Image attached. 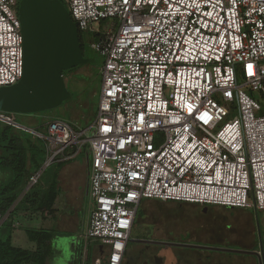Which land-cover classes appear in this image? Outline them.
I'll use <instances>...</instances> for the list:
<instances>
[{"label": "built area", "instance_id": "2783aa9c", "mask_svg": "<svg viewBox=\"0 0 264 264\" xmlns=\"http://www.w3.org/2000/svg\"><path fill=\"white\" fill-rule=\"evenodd\" d=\"M64 2L97 34L98 110L86 128L56 118L30 132L50 160L90 146L84 235L108 249L96 264H123L143 199L264 209V115L245 90L264 98V0ZM18 6L0 0V88L24 72ZM234 104L239 115L223 123Z\"/></svg>", "mask_w": 264, "mask_h": 264}, {"label": "rangeland", "instance_id": "374dc122", "mask_svg": "<svg viewBox=\"0 0 264 264\" xmlns=\"http://www.w3.org/2000/svg\"><path fill=\"white\" fill-rule=\"evenodd\" d=\"M64 2V0H63ZM67 5V3H65ZM68 6V5H67ZM19 9V6H18ZM102 29L105 28V21L101 22ZM87 54L94 60V67L91 68L92 72L84 77L82 80L81 88L78 90H73L72 87V99L68 102H63L62 105L47 110L44 113H37L36 117H40V115H47L53 119L63 118L66 121L70 122L74 127H89L92 123V116L96 111L100 94H101V86H102V75L101 73H97L99 66V72L101 66L103 64V57L91 47V41L87 42ZM90 70V71H91ZM239 84L243 83L242 78L238 77ZM245 90L256 100H258L262 104L261 111H258L257 115H264V98L261 97L259 91H251L248 88ZM79 104L81 106H79ZM227 105V104H226ZM229 114L224 119V122L234 120L235 117L239 115V110L237 104L228 105ZM13 119L21 125H34V122L29 121L30 117L35 114H21V113H9ZM35 117V116H33ZM27 124V125H26ZM29 127V126H28ZM91 133V131L89 132ZM75 147L70 145L67 147L68 152H73ZM91 158V149L88 144H84L80 153L76 156L78 159L84 163L87 160V156ZM75 157V158H76ZM71 162H67L66 164L62 163L58 158L54 160H50L49 153L47 152L45 157V162L42 166V183L53 182L54 180H60V188L63 194L64 207L72 208L74 211L80 209V214L84 215L85 211L88 212L92 205L91 197L88 196L85 198V191L83 185V176L74 175L70 173V170L62 171V167ZM61 175V178L59 176ZM40 179V180H41ZM76 182V185H75ZM79 187V191H77V187ZM75 186V187H74ZM75 189L76 196L72 198L73 201L69 198L70 190ZM69 192V193H67ZM159 204L149 203L146 205L147 201L152 200H143L139 210L137 219L131 234V239H140L147 238L150 236H157L159 239H167V238H179L185 239L179 236L177 233L184 229L187 224H193L197 227L199 234V242L201 245L208 244L209 246L214 247H223L228 249H240V250H255L260 251L261 245L264 244V209H256L252 208H236L233 210H222L217 206L209 205L208 208L210 210H202L194 207H190L189 209H181L178 206H169V204L177 203L175 201H162L159 199H154ZM52 212L50 215H53ZM52 216L47 217V220L38 223H33L32 220H26L24 218H19V220H25V224L27 226L37 227H52ZM22 223V222H21ZM24 224V222L22 223ZM21 226V233L24 236V240L21 241L22 246L25 248H30L32 250H36V243L28 241L24 227ZM188 228V227H186ZM49 229V228H47ZM82 231V227L80 228ZM167 235V236H166ZM70 238V242L68 247L61 248V244H67V241H64L63 237H55L52 240L50 247H48L47 252V262L46 264H70L73 260V253L75 251V247H77L75 241L73 242ZM77 238V237H76ZM80 240V249L81 256L79 257L80 262L77 260V264H92L93 256L91 253L92 246L90 242L85 240V235H78ZM148 239V238H147ZM49 243V241L47 242ZM149 243V242H145ZM96 243H93L94 246ZM135 243L133 242L131 246ZM49 245V244H46ZM139 246V245H137ZM66 249V250H65ZM219 251V250H218ZM228 253V252H226ZM229 255V256H228ZM228 259H243L244 263L246 261H252L255 256L241 253H228ZM89 256V257H88ZM256 258V257H255ZM38 264L39 262H35ZM34 264V262H32ZM44 264V263H43Z\"/></svg>", "mask_w": 264, "mask_h": 264}, {"label": "trees", "instance_id": "16d2710c", "mask_svg": "<svg viewBox=\"0 0 264 264\" xmlns=\"http://www.w3.org/2000/svg\"><path fill=\"white\" fill-rule=\"evenodd\" d=\"M63 3L65 4V2ZM79 37L84 55L90 58L86 52L87 42L96 40L97 34L79 29ZM93 64L94 60L92 59L88 63L64 71L66 85L71 91V97L64 102L72 99V89L80 91L82 80L92 72ZM96 72L100 73L99 66ZM79 106L81 105L79 104ZM97 110L98 107L92 120L95 119ZM37 113H34L33 116H37ZM43 115L39 118L32 116L29 119L34 122L33 126H36V130L41 132L46 131L47 120L51 118L46 114ZM46 154V145L43 139L30 131L0 120V170L9 173V178L0 183V264H32V262L42 264L49 247L46 244L57 234L54 230L44 227H25L27 238L37 245L36 250L14 244L15 222L19 218L32 221L46 218L51 213L58 195L57 181L44 184L40 176L38 181L19 200L32 176L41 169ZM62 163L64 164V161Z\"/></svg>", "mask_w": 264, "mask_h": 264}, {"label": "water", "instance_id": "95a60500", "mask_svg": "<svg viewBox=\"0 0 264 264\" xmlns=\"http://www.w3.org/2000/svg\"><path fill=\"white\" fill-rule=\"evenodd\" d=\"M19 17L24 36V72L17 83L0 88V111L34 114L56 108L71 97L64 71L92 59L84 55L77 23L62 0H19ZM13 125L32 131L31 127L21 125L15 120ZM131 241L147 242L140 239ZM213 248L252 255L257 258L258 264H264V244L260 251Z\"/></svg>", "mask_w": 264, "mask_h": 264}, {"label": "crops", "instance_id": "0c3cea01", "mask_svg": "<svg viewBox=\"0 0 264 264\" xmlns=\"http://www.w3.org/2000/svg\"><path fill=\"white\" fill-rule=\"evenodd\" d=\"M41 116V115H40ZM44 116V115H43ZM36 117V116H35ZM50 117V116H49ZM39 118V117H37ZM53 120V118H50V120H47V122ZM94 121V120H93ZM27 125V124H26ZM32 129H36V126H30ZM39 128V127H38ZM37 128V129H38ZM83 128V127H80ZM40 130V129H39ZM47 151V149H46ZM76 157V156H75ZM67 160H60L61 162L64 161L66 164L67 162H71L67 165H64L62 168V171L70 170L71 175L73 174L74 177L77 175H82L84 180H83V185H84V191H85V198L87 199L88 197V191H89V164L88 161L90 158L87 157V160L82 163L77 157ZM45 162V161H44ZM44 164V163H43ZM43 166V165H42ZM35 174H42V167L40 170H38ZM34 174V175H35ZM76 174V175H75ZM9 178V173L8 171H3L0 170V183L5 182ZM40 178V177H39ZM61 178V175L59 176ZM35 183H32V178L30 182L28 183L27 187L25 190L22 192V194L19 197V200L22 198V196L28 191V189ZM60 180H58V195L56 197V200L53 204L52 211L54 214L53 215H48L47 217L52 216V227H47L49 229L54 230L57 232L56 235H54L51 239H54L56 236L60 238H64L67 241V244H61V248L63 247H68L70 238L75 237L72 239V241L76 243L77 247H75V251L73 253V260L71 261L70 264H77L76 261L78 260L80 262L79 257L81 256V249L79 247L80 245V240L78 238V235L85 234V228H86V222H87V212L85 211L84 215L80 214V209L78 210H73L72 208L68 209L64 207V201L63 194L60 188ZM76 185V182H75ZM75 187V186H74ZM80 185L77 187V191H79ZM75 189L73 188L70 190L71 193L67 192L70 194L69 198L71 201H73L72 198H75L76 193L74 192ZM143 200H152V199H143ZM177 203L169 204V206H178L181 209H189L190 207H196L198 209L202 210H210L208 208L209 205H202V204H197V203H192V202H180V201H175ZM149 203L153 204H159L157 201L153 199V201H147L146 205ZM212 206H217L218 208L222 210H233L236 208H229L225 206H220V205H212ZM47 217L44 219H39L33 221V223H38L40 224L41 222L47 220ZM24 222V224L22 223ZM22 224L25 227H32V226H27L25 224V220H18L15 222V234H14V244L23 247L21 241H23L25 238L23 234L21 233V226ZM41 225L37 226L39 228ZM24 227V228H25ZM36 227V226H35ZM82 227V231L81 228ZM188 227V228H186ZM184 229H181L179 233H177L179 236L185 238V239H179V238H167V239H159L157 236L153 235L150 237H147V241H162V242H175V243H181V244H193V245H199V246H187V245H174V244H160V243H152L156 244L152 245L149 250H146V254L141 257L145 258L148 256L149 259V264H258L257 258L254 257L252 261H246L244 263L243 259H228V253L227 251H218L214 246H209L208 244L201 245L199 242V234L197 227H195L193 224H187ZM167 236V235H166ZM77 237V238H76ZM28 239V238H27ZM144 239V238H142ZM29 241V239H28ZM31 243V241H30ZM52 243V240H49V247ZM93 243H96L94 246L92 245ZM133 241H130V243L127 246L126 254H125V259L123 264H133L135 262L134 258L138 256V251L139 248L136 243L131 246ZM151 243V242H149ZM91 246L93 249H91V253L93 256V261L92 264H96L97 260L101 257H106V254L108 252V249L106 246H102L99 241H94L92 242ZM63 246V247H62ZM154 246V247H153ZM49 249V248H48ZM66 250V249H65ZM48 252V251H47ZM228 255V256H227ZM89 257V256H88ZM47 254L45 256V259L43 261L44 264L47 262ZM84 262V261H83ZM82 262V264H83ZM42 263V264H43Z\"/></svg>", "mask_w": 264, "mask_h": 264}, {"label": "flooded vegetation", "instance_id": "af4514ba", "mask_svg": "<svg viewBox=\"0 0 264 264\" xmlns=\"http://www.w3.org/2000/svg\"><path fill=\"white\" fill-rule=\"evenodd\" d=\"M140 240H147V239L140 238ZM136 245H139L138 247H140V248H139V251H138L139 252L138 253V256L136 258H134L135 259L134 260L135 262H133V264H149V262H148L149 261L148 256L145 257V258H142V259H141V257L146 254V250H149L152 245H155L156 246V244L145 243L144 241H139V242H136Z\"/></svg>", "mask_w": 264, "mask_h": 264}]
</instances>
